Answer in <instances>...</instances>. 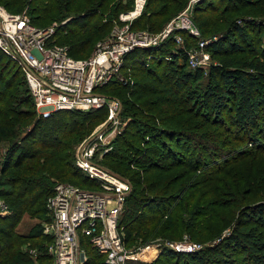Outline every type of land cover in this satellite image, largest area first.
Returning a JSON list of instances; mask_svg holds the SVG:
<instances>
[{"label": "trees", "instance_id": "1", "mask_svg": "<svg viewBox=\"0 0 264 264\" xmlns=\"http://www.w3.org/2000/svg\"><path fill=\"white\" fill-rule=\"evenodd\" d=\"M105 1L31 0V4H37L32 5L29 10L30 19L38 26L42 22L63 20L78 5L84 3V11L69 19L66 25H60L56 33L60 34L61 39L62 32L67 31L65 40L69 44V53L74 57H84L78 54L90 49L96 35L107 27L106 24H91L92 19L98 15V8ZM182 1L150 0L149 8L151 4L162 2V5L147 11L148 15L145 13L135 24L157 25V18L180 5ZM224 1H227L224 8L226 12L243 5L242 0H235L234 5L231 3L234 0ZM4 2L9 9L23 4L22 0ZM256 2L264 7V0ZM218 8H212V14L217 13ZM215 21L210 18L205 24L212 25ZM246 28L234 20L224 35L209 44L207 49L217 58V62L208 71L209 86L207 85L204 93L196 94L192 91L188 97L201 101L204 112H207L208 107L213 109L216 125L222 126L226 122L229 125L227 132L234 134L232 140L240 143L243 141L240 146L244 150L256 149L260 152L264 151V45L256 49V57L253 59H233L237 53L244 52L245 47L243 49L242 44L249 42ZM175 33L184 37L186 46H191L195 40L187 31L176 30ZM173 34L169 35L170 40L167 38L159 45L138 47L125 55L120 72L127 82L114 77L97 88V91L108 97H115L112 96L114 91H128V99H124V109L131 112L128 115L130 118L123 131L112 140L110 151L104 155L106 164L114 169L112 173L119 174L131 184V192L125 199L119 219L124 240L129 246L146 243L139 239L149 236L153 230L158 232L160 226H164L166 230H194L200 226L202 232L197 233L198 237H212L225 227L224 222L232 219V215H229L231 209L227 211L226 208H239L250 194L256 198L264 197V170L261 177L259 155L248 162L252 165L251 172L235 167L219 177H214L215 174L223 172L229 163H236L242 156H250L254 152H242L238 150L241 147L226 149L232 140L229 143L225 140L219 142L212 138L215 137L214 133L209 136L195 135L190 130L175 127L174 122L173 126H168L172 116L176 117L177 114L168 117L166 113L154 110V103L159 101L157 98L147 99L151 94L162 93L166 95L163 103L180 102L177 88L203 78V69H187L188 61L183 48L168 51L170 46H176ZM17 67L0 50V146L7 142L6 150L0 153V197L10 207L7 216H0V264H32L34 260L31 254L19 248L20 241L27 238L38 240L35 249L41 264V261H50L47 245L51 238L44 234L43 224H35L27 235L17 234L16 227L25 213L39 216L43 211L47 212L46 202L54 191V179H77L82 182L81 187L88 189H92L88 187V181L97 184L74 164V145L90 131L92 125L108 116V109L106 106L88 110L60 109L50 116L38 115L23 134L24 129L21 127L24 123L29 124L28 120L33 118L34 112L19 107V103L11 95L16 75L24 76ZM28 94L29 97H24L21 102L34 105L29 88ZM198 97L201 99H197ZM131 100L134 103H130ZM140 100L144 102L138 106L137 101ZM226 110L229 112L228 119L221 117ZM185 112V117L182 116L181 119L182 125L188 126V129L197 127L190 124L191 111ZM143 113L151 116L144 117ZM71 114L75 117L71 118ZM139 114L143 117H138ZM150 124L157 125L154 127L156 129L150 128ZM130 163L138 165L140 170L131 173ZM175 166H183L187 172L193 171L194 174L203 172L200 182L191 181L189 186L181 185L177 190L168 193L169 188L177 187L182 178V175H176L165 179V173ZM140 172L153 173L158 179H152L148 183ZM210 178L209 187L200 192L201 182ZM221 209H225L224 213L227 211L228 215L220 213L223 211ZM251 209L252 215H256L257 225L250 228L249 222L246 223L240 217L241 219H236L230 233L219 237L221 239L215 245L197 252H180L166 248L160 252L154 264H179L178 261L172 263L171 259L185 255L195 264H207L206 255L210 257L211 264H232L229 259H219L223 248L246 253L252 264H264V203L257 200ZM178 210L183 211L186 216L178 215ZM196 232L193 234L196 235ZM88 254L89 260L86 264H106L103 255L96 249L89 247Z\"/></svg>", "mask_w": 264, "mask_h": 264}, {"label": "built area", "instance_id": "2", "mask_svg": "<svg viewBox=\"0 0 264 264\" xmlns=\"http://www.w3.org/2000/svg\"><path fill=\"white\" fill-rule=\"evenodd\" d=\"M146 3L147 0H133L132 8L120 12L121 26L116 25L88 57H74L67 45L52 43L53 27H40L33 24L27 14L0 7V50L22 70L39 115L50 116L60 109L88 110L106 106L108 116L98 127L95 143H104L108 150L127 121L119 118V100L100 93L97 88L114 77L127 82L120 72L127 53L138 47L159 45L174 33L177 48L184 49L192 68L210 66L211 54L207 47L221 35L202 37L187 11L174 17L159 33L135 30L132 22L142 14ZM176 30L187 31L197 38V44L186 46L184 37L175 33ZM95 145L79 148L75 162L88 177L98 182L99 188L88 189L60 181L47 199L49 219L43 224L44 234L51 238L47 245L50 257L47 264H86L89 247L101 253L106 264H154L161 243L126 245L119 219L131 184L92 160ZM9 212V204L0 197V216H7ZM171 246L180 252H193L198 248L196 244L186 247L171 243ZM29 253L36 259L34 264H40L37 249Z\"/></svg>", "mask_w": 264, "mask_h": 264}, {"label": "rangeland", "instance_id": "3", "mask_svg": "<svg viewBox=\"0 0 264 264\" xmlns=\"http://www.w3.org/2000/svg\"><path fill=\"white\" fill-rule=\"evenodd\" d=\"M6 0H0V7H2L3 9L7 10V11H18L21 12L23 14H27L30 16L29 10L32 7V5H36L37 3H32L31 4V0H22V5L19 7H16L15 9H9L7 6H5V2ZM9 1V0H8ZM149 1L147 0L146 6L144 11L142 12V14L135 18L132 22V26L138 27L135 30H146L149 31L151 33H159L161 31H163L169 24V22L176 17L177 15H179L180 13L187 11L188 15L190 16L193 24L197 27V29L200 31V33L202 34V37H212L214 35H224L226 33V30L232 25V22H234V20L244 26H246L247 28V33L249 35V42L246 44H242V48L244 49V52L241 53H237L233 59H253L256 57V55L254 54L256 52V49H260L263 45H264V7L257 4L256 0H242L243 5L239 6L238 8H236L235 10H231L226 12L224 10V8L226 7V2L224 0H183L181 2L180 5L175 6L174 8H172L171 10L167 11L166 14L162 15L160 18H157L155 20L157 25L151 26L150 24H135V22L137 20H139V18H141L143 15H148L147 11H151L153 10L155 7H159L160 5H162V2L160 3H156V4H151L150 8H149ZM233 5L236 3V1H232L231 2ZM83 4L78 5L73 11H71V13L69 15H67L63 20H57V21H53V22H42L40 23V27L43 28H54V35L53 37L50 39V41H52V43H57L60 45H69L68 42L65 40L67 34V31H63L61 34V39H59V35H56L57 33V29L60 25H66V23L68 22L69 19H71L72 17L82 13V11H84V9H82ZM132 4H133V0H106L104 5L100 8H98V15L96 17H94L92 19L91 24H95V25H100V24H106L107 27L104 31L98 33L96 35V38L91 46L90 49H88L85 53L81 54L79 53L78 55L84 56V57H88V55L90 56L92 53H94V51L96 50L97 47V43L103 39H105L108 35H110V33L112 32V30L114 29V27L117 26H121L119 19V13L122 11H126L129 10L130 8H132ZM200 7V9H196V7ZM219 7L217 13L212 14V8L214 7ZM210 18H213L215 21L214 24H205V21H210ZM201 26V27H200ZM134 29V28H133ZM88 33V31H87ZM174 35V34H173ZM171 36V35H170ZM194 37V36H193ZM100 39V40H98ZM169 39V38H168ZM194 42L191 43V46H195L198 42L197 38L194 37ZM96 40H98L97 42H95ZM170 40V39H169ZM166 41V40H165ZM164 41V42H165ZM209 46V45H208ZM208 48V47H207ZM168 51H173V50H179L177 48V46H170V50L169 48H167ZM211 54V52H210ZM188 61V60H187ZM15 62V61H14ZM217 62V58H215L212 54H211V64L209 67L207 68H203V78L201 80H199L198 82H189L179 88L178 89V100L180 99V102H167V103H163V101L165 100L166 95H163L162 93H154L151 94L147 99H158L159 101H157L154 106V110L156 111H162L163 113H166L165 115H168V117L174 115L175 113L177 114L176 117H173L170 119V124H168V126H173L174 122L176 124L175 127H178L180 129H186V130H190V133H196L195 135H203V134H207L208 136L210 134H215V137H212L213 139L216 138L217 141H221V140H225L226 143H229V141H231L234 138V134L230 131L227 132V123L225 122L224 125L222 126H218L216 125V117H215V111L211 108L208 107L207 112H204L202 110V102L199 100H195L193 98L188 97V95H190V93L192 91H194V93H204V91L208 88V82H209V77H208V71L209 68L211 67V65ZM16 63V62H15ZM11 64L13 65V63L11 62ZM17 65V63H16ZM18 66V65H17ZM15 67V66H14ZM10 68H12V66L10 65ZM18 68V67H17ZM15 69V68H14ZM187 69H191V70H195L194 68H192L189 63L187 66ZM22 71V70H21ZM16 79L14 80L15 84L14 86L11 88V95L14 96V100H17V102L19 103L18 106L22 107L25 110L31 109L34 112L33 118L29 121V124L24 123V125L21 127V129L23 130V134L26 133L28 131L29 126L32 124L30 122H33L36 117L39 115V113L37 112L35 105H30L29 103L26 104L24 102H21L22 99H25L24 97H29L28 94V86L27 83L24 79V76L22 74L16 75L15 77ZM208 85V86H207ZM112 98L118 99L119 100V118L121 121H127L129 120V111L124 109V99L127 98L128 99V91H118V93L116 91L112 92ZM10 95V94H9ZM121 95V96H120ZM135 99V97L133 98ZM197 99H201L200 97H198ZM26 101V100H24ZM144 101H146V99H144ZM144 101H137V105L140 106L141 102ZM31 103V100L29 101ZM130 103H134L132 100ZM151 106V104H150ZM108 109V108H107ZM190 110L192 113V118L190 120V124H192V126H197L195 128H191L188 129V126H183L181 123V119L182 116L185 117V111ZM24 110V111H25ZM128 113V114H126ZM228 110H226L224 112V114H222L221 117H225V119H228L227 116L228 114ZM145 116L144 117H148L151 115L145 114L143 113ZM190 116V113L188 114ZM186 115V118L187 116ZM140 116V114L138 115V117ZM71 118H74L75 115L71 114L70 115ZM107 116L101 118L100 121L96 122L94 125H92L90 131H88L86 133V135L84 137H82L79 141H77L74 145V156H75V160H74V164L76 165V155L78 152L79 148L82 147H88L91 145H95V140L98 134V127L105 121ZM143 117V116H140ZM146 122H149L147 120V118H144ZM184 122V121H183ZM172 123V124H171ZM155 124L159 125L158 122H155ZM155 124H150L149 127L152 129H156L154 127ZM229 126V125H228ZM125 127V126H124ZM124 129V128H123ZM89 130V129H88ZM123 131V130H122ZM131 141L133 140L130 137ZM129 139V140H130ZM244 140V139H243ZM133 142V141H132ZM215 142V141H214ZM2 145L0 146V153H3L4 150H6L7 147V142L5 141L4 143H1ZM113 144V143H112ZM112 144H109L110 146ZM136 144V142H135ZM108 145V147H109ZM243 145V141H241V143L238 140H232V142L226 146V149H229L231 147H241L238 148V150H242V152L246 151L247 152H254L252 153V155L248 156L249 154H246L244 156H242V158L238 161H236V163L232 162L229 163V166H227L226 168H224V171L221 173H217L214 175V177H219L221 175L224 174L225 171L231 170V168H235V167H241L242 169L239 170H244L246 172H251V164L248 163L249 160H251L254 156L259 155V158H261V160H259L258 165L261 166V177L263 174V170H264V151H260L258 152V150L256 149H246L242 148ZM107 147V146H106ZM112 148V146L110 147V149ZM110 149H108L110 151ZM108 150H105V144L100 142L99 144L95 145V152L93 155L92 160L94 162H96L99 166L103 167L104 169L108 170V171H113L112 168H110L107 164H106V158L104 153L107 152ZM244 150V151H243ZM241 153V152H240ZM251 153V152H250ZM134 155L131 154V156ZM232 155V154H229ZM234 163V164H233ZM130 169H131V173L133 172H138L140 170V167L136 164H131L129 165ZM82 172L83 170L81 168H79ZM114 173V172H113ZM121 173V172H120ZM85 174V173H84ZM117 174V173H115ZM86 175V174H85ZM119 175V174H117ZM140 175L146 178V180H148V183L152 180V179H158L157 176L155 174H144L142 172H140ZM176 175H182L180 184L175 187V186H171L169 189L171 193L174 190H177L181 185H184V187L189 186L191 181H197L200 182L201 180V176L203 175V172H201L200 174L197 172V174L193 171L187 172L186 168H184L183 166H175L173 167L170 172L165 173V179H170L171 177H174ZM127 180V179H126ZM55 184L59 181L62 180H55ZM211 181V178L207 181H202V185L200 186V192H202L203 190H205V188L208 186L209 187V182ZM67 182L73 183L75 185L81 186L83 184H81L82 182H80L77 179H73V180H67ZM89 183L88 187L89 188H99V184L96 181V183L98 184H93L92 182H87ZM147 183V181H146ZM54 184V185H55ZM143 186V185H142ZM141 186V188H142ZM204 186V187H203ZM264 186V185H263ZM3 187H6L5 185H3ZM140 188V190H141ZM139 190V191H140ZM131 190L127 193V196L130 194ZM262 194H264V191L262 192ZM126 196V197H127ZM254 197V198H253ZM255 199V200H254ZM258 200V202L264 203V197L261 198H256L253 194H250L248 196V198L243 202V204H241V206L239 208H233L232 206L226 208L228 209L227 211H229L230 209V213L229 215H232V219L230 218L228 221L229 222H224V228L217 232L214 236L210 237H206V238H200L198 237L197 233L202 232L200 226L195 227V229L193 230L192 228L189 229H185V228H179V229H168L166 230L164 226H160V230L158 232H154L151 231L149 236H146L144 238L139 239L140 242H146V243H153V242H158L161 243L160 246V252L166 248L168 249H173V247L171 246V243L173 244H185L186 247H192L193 244L198 245V248L193 250V252H197V251H202L203 249H207L208 247H211L213 245H215L221 238L219 237H224L226 236L228 233H230V230L232 229V226L234 225L236 219H243L246 223L249 222V227H253L254 225H257V218L256 215H252L253 211L251 209V206ZM246 207V208H243ZM242 208L244 209L242 211ZM123 210V209H122ZM223 210L222 213L223 215H228L226 213H224L225 209H221ZM10 213V212H9ZM122 213V211H121ZM179 213L178 215H182L184 216V212L178 210ZM43 215V216H41ZM41 215H37V216H31L28 213H25V215L23 216V218L21 219V221L19 222V224L16 227V233L20 234V235H27L29 233V230L35 225V224H44V222L46 221V217L47 220L49 219V215H48V211H43V213ZM186 216V215H185ZM121 217V214H120ZM231 217V216H230ZM241 217V218H240ZM222 224V225H223ZM196 232V235L193 234V232ZM205 234H207V232H204ZM81 239L85 240L87 239L85 236H81ZM38 240L35 239H29L27 238V240H21L20 244H19V248L22 251L25 252H30L32 249L36 248L37 242ZM177 251V250H175ZM219 259H229L228 261L232 262V264H252L251 260L246 256V253H241V252H236L233 251L229 248H223L221 251V255L219 256ZM207 258V264H211V262L209 261V256L206 255ZM211 258L213 259L214 257L211 256ZM189 258L185 256H181L180 258H178L177 256H174L171 260L173 261L172 263L175 262H179V264H195V262H191L190 260H188ZM47 261H41V264H47L49 263ZM36 262V259H34L33 263ZM39 263V261H38ZM222 264V263H221Z\"/></svg>", "mask_w": 264, "mask_h": 264}]
</instances>
